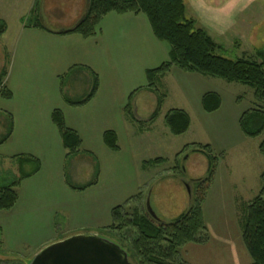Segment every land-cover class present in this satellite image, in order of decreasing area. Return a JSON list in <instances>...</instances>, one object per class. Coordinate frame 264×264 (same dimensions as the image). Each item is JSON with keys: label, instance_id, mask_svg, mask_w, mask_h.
Listing matches in <instances>:
<instances>
[{"label": "rangeland", "instance_id": "1", "mask_svg": "<svg viewBox=\"0 0 264 264\" xmlns=\"http://www.w3.org/2000/svg\"><path fill=\"white\" fill-rule=\"evenodd\" d=\"M186 4L188 15L194 17L198 26L222 46L219 53L223 56L255 60L257 50L264 49V0H186ZM96 33L88 38L76 35L89 39ZM5 42L0 38V70ZM158 42L161 54L162 45L166 47V57L151 63L150 69L169 59V44ZM44 69H36L43 74L32 78L51 77V73ZM100 72L105 85L102 101L98 103L97 100L92 106L80 109L66 106L67 126L77 129L83 139L80 151L69 154L70 151L63 148L65 153L62 159L51 162L50 159L56 158L52 146L49 149L51 155L45 161L44 178L29 180L18 187L21 194L20 211L0 212V224L4 225L5 232V237L0 235V264H29L44 248L78 234L94 233L126 246L123 232L111 229L113 218L111 215L108 218L107 212L113 204L124 205L131 200L130 211L137 208L148 212L149 201L160 219L170 221L177 218L190 206L188 183L193 197V181L208 175L205 155L182 151L186 145L194 143L212 147L213 155L217 158L218 182L208 193L203 207L209 238L204 243H188L182 247L180 261L187 264H251L253 259L244 242L242 224L247 220L253 198L264 188V155L260 152L264 131L256 137H248L239 121L251 109L264 110V103L256 98L255 90L241 83L187 72L173 66L158 84L160 94L166 95L160 115L152 130L141 134L138 127L147 123L158 108L159 98L157 92L146 87L148 79L145 71L141 67L115 69L98 64ZM95 75L98 74L94 72ZM81 76L87 78V75ZM122 78L134 81L135 87L122 83ZM84 81L78 80L72 86V91L67 90L66 93L74 97L85 94L89 87H85ZM13 85L17 86L22 103L28 84L19 78L15 81L14 77ZM30 85L35 99L46 97L47 89L52 86L50 82H33ZM129 88L133 93L128 100L125 96L130 92ZM208 92L218 93L222 99L221 107L214 112H207L202 104V97ZM107 95L109 98H105ZM1 103L2 98L0 107L3 108ZM122 103L131 105L132 113L140 120L139 124L123 122L124 111L116 112L117 105ZM24 107L17 106L18 110ZM35 108L40 113L45 111L38 101ZM108 108H111L112 114L101 113ZM173 109L185 110L192 118L190 129L182 135H173L166 126L165 116ZM4 117L1 112L0 138L6 133L3 129ZM18 120L24 123L27 116H20ZM113 126L120 129V151L111 150L103 142L104 130ZM18 133L23 136L18 134L15 139L0 144V182H4L6 176L12 177L6 171L15 166L13 160L5 161L4 158L36 149L32 141L25 138L26 132ZM158 157L167 161L155 167H143L144 162ZM96 164L100 167L99 185L85 193L77 192L78 196L65 197L58 167H64V174L70 183L84 184L94 179ZM103 191L111 192V198L108 196L101 200L100 192ZM66 201L71 206L72 214L57 213V209L49 212L48 220L46 207ZM50 217L54 223L50 222ZM100 218L103 221L108 218L106 222L110 223L102 227L104 222ZM132 262L135 261L132 259Z\"/></svg>", "mask_w": 264, "mask_h": 264}, {"label": "trees", "instance_id": "2", "mask_svg": "<svg viewBox=\"0 0 264 264\" xmlns=\"http://www.w3.org/2000/svg\"><path fill=\"white\" fill-rule=\"evenodd\" d=\"M111 13L145 14L151 24L155 37L169 44V60L156 68L146 70L148 89L157 92L158 108L150 119L139 126L140 131L151 130L160 115V108L166 95L160 94L158 84L171 72L173 66L187 72H198L205 76L221 78L228 82H237L255 90L256 98L264 103V49L257 50V59H232L219 53L222 46L204 29L198 26L197 20L188 15L186 0H90L87 11L80 22L72 29L60 31V35L80 34L88 38L96 33L102 20ZM31 25L46 28L42 25L35 8L31 13ZM7 30L4 20L0 19V36ZM48 30V29H47ZM4 71L0 77V94L6 99L13 98V93L4 85ZM100 79L94 76L90 92L79 99L66 98L68 104L80 107L88 104L98 94ZM202 104L207 112H214L221 107L222 99L218 93L208 92L202 98ZM125 111L136 119L131 105ZM133 118V117H132ZM52 119L58 127L64 147L70 153L80 151L83 140L79 133L69 128L65 115L60 109L52 114ZM166 126L173 135L186 133L192 120L188 112L182 109L170 110L165 116ZM240 127L248 137H256L264 131V110L254 108L240 118ZM13 132V122L10 121L7 133L0 139L4 143ZM104 142L113 151H120L118 135L114 130L104 133ZM182 151H192L204 154L209 160L208 175L193 181L194 193L189 209L179 217L164 221L154 219L148 212L137 208L130 211V201L112 210L113 224L111 229L123 232L126 246H121L129 253L133 264H187L180 261L181 249L188 243H204L209 238L204 217V204L209 190L214 182L217 168V158L212 147L207 144L194 143L186 145ZM260 152L264 155V140L260 144ZM19 166V175L4 178L0 182V211L13 209L19 201L18 187L23 180L37 174L42 167L39 159L30 155L15 156ZM167 159L158 157L143 163L144 168L162 165ZM93 183L72 185L73 189L83 191ZM1 234V232H0ZM244 242L253 259L251 264H264V188L250 203L248 217L244 229Z\"/></svg>", "mask_w": 264, "mask_h": 264}, {"label": "crops", "instance_id": "3", "mask_svg": "<svg viewBox=\"0 0 264 264\" xmlns=\"http://www.w3.org/2000/svg\"><path fill=\"white\" fill-rule=\"evenodd\" d=\"M88 3L89 0H0V19L4 20L7 25V30L3 35L0 36L1 39L6 41L4 45L5 53L3 55L0 77L4 71L7 73L4 79V85L13 93V98L11 99H6L0 94V98H2L3 102L1 103L3 108L0 107V113L2 112L5 116L3 129L4 132L7 133L9 123L12 121L13 132L7 141L15 139L18 134L20 137H22L23 135L18 132L24 131L27 133L25 138L32 141V146L36 148L35 150H27L25 152L17 153L14 156H11L9 159L4 158L5 161L13 160L15 164L12 170L10 169L6 172L11 173L12 176L19 175V166L14 159V157L18 155L33 156L39 159L42 163L41 170L32 177L23 180L21 184H24L29 180L44 178L46 169L45 161L51 155L49 149L52 146L55 148L56 158L54 160L50 159V161L53 162L58 158L60 160L62 159V155L65 153L63 148L65 147L60 131L52 119V114L56 109H60L64 113L67 120L66 106H70L72 108L74 106L68 104L66 98L79 99L85 97L93 86L94 72L99 75L100 79L98 94L88 104L74 108H86L92 106L95 102H97V100L98 103L102 101L101 96H105L103 93L105 90V85L101 72L100 74L98 73V64L101 67H114L115 69L123 67H141L146 73V70L150 69V67L153 65L151 63H156L162 59V57H166V47L162 45L161 54V51H159L160 43L153 33L148 17H145L146 15L143 13H111L102 20L96 35L89 39H84L76 34H58L60 31L73 28L80 22L87 11ZM35 8H37L40 21L46 27V30L28 26L32 23L30 17L32 11ZM10 28L15 30L12 31ZM41 68H46L44 71L50 72L51 77L39 76L40 78L33 79L32 77L34 75L43 74L36 70ZM75 73L78 75H75ZM81 74L87 75V78L81 76ZM14 77L15 81L19 78L22 79V81H26L28 84V87L24 90L25 99L22 103L19 101L17 86L13 85ZM80 79H82V81L85 80L83 83L85 87L86 85L89 87V90L85 94L77 97L68 95L66 91H72V86H75V84ZM116 81L119 82L118 79ZM33 82H41L46 84L50 82L52 84V86L46 91V97L42 96L41 99H35L34 94H32V85H30ZM121 82H126V84L130 83L131 87H135L133 86L134 81L130 82L129 80L122 78ZM129 91L130 92L125 96L128 100L131 98V94L133 93L130 88ZM108 96L109 95H107L105 98H109ZM37 101L38 105L45 109V113H40V110L35 108ZM21 105L25 107L23 110H18L19 108H17V106ZM127 105L128 104L125 103L120 105L118 104L116 109L117 113L120 112V110L124 111L123 113L125 117L123 116V122H131L133 124H137L138 122L140 123V120L132 118L131 115L125 111L124 108ZM110 110L111 108H108L104 111L102 110L101 113L109 112L112 114V111ZM20 116H27L26 122L19 123L18 117ZM72 129L78 132L77 129ZM107 130H114L117 133L118 140L120 142V129L115 126L104 130L103 142L104 133ZM151 130L140 131V129H138V132L145 134ZM5 143L6 141L0 144L2 145ZM68 151L69 150L67 149V152ZM57 153L59 154V157L57 156ZM207 161L208 171V158ZM58 171V176L60 183L63 185L62 190H64L63 194L65 197L78 196L77 192L80 191L73 189L72 185H86L88 183H93L86 190L81 191L85 193L87 190L93 189V187H96L100 183V167L97 166V164L95 166L94 179L84 184L70 183V181L67 180V175L64 174V167L62 165L58 167ZM216 175L209 193H211L212 190L217 186L218 175ZM109 194H111L109 191L100 192L101 200L108 196L111 198V195ZM19 195L21 198L20 193ZM109 200L110 199L107 201L108 206L110 204ZM19 202L20 201H18L13 209L4 212L12 213L13 210L20 211L18 209ZM67 202L68 201L62 202L57 206L52 205L50 207H46L48 220L49 212L53 213L57 209V213L64 212L70 216V214H72L71 206ZM117 206L118 204H113L108 209V218L109 215L112 216V209ZM49 208L55 209L49 210ZM107 220L103 221L101 219V221L104 222L102 227H105L110 223L106 222ZM50 222L54 223V219L51 221V217ZM246 222L247 220H245L242 224L243 229H245ZM0 232L2 236L5 237L4 225L2 224H0ZM250 263H252V261Z\"/></svg>", "mask_w": 264, "mask_h": 264}, {"label": "water", "instance_id": "4", "mask_svg": "<svg viewBox=\"0 0 264 264\" xmlns=\"http://www.w3.org/2000/svg\"><path fill=\"white\" fill-rule=\"evenodd\" d=\"M90 1V0H89ZM89 4V3H88ZM190 196L192 192L188 183ZM149 214L160 218L147 202ZM29 264H133L129 253L121 245L98 234H78L44 248Z\"/></svg>", "mask_w": 264, "mask_h": 264}]
</instances>
